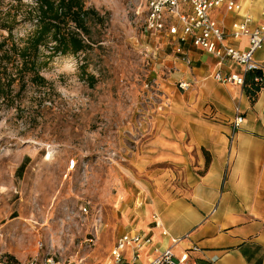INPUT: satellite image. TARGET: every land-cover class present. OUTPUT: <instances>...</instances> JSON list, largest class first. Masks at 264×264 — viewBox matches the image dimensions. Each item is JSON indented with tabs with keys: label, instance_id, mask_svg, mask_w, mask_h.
I'll use <instances>...</instances> for the list:
<instances>
[{
	"label": "rangeland",
	"instance_id": "374dc122",
	"mask_svg": "<svg viewBox=\"0 0 264 264\" xmlns=\"http://www.w3.org/2000/svg\"><path fill=\"white\" fill-rule=\"evenodd\" d=\"M84 1L103 18L92 50L48 59L47 88L28 87L20 107L0 110V264H103L124 234L128 194L152 183L141 159L166 102L167 37L147 30L145 0ZM43 92L45 107L26 123Z\"/></svg>",
	"mask_w": 264,
	"mask_h": 264
},
{
	"label": "crops",
	"instance_id": "0c3cea01",
	"mask_svg": "<svg viewBox=\"0 0 264 264\" xmlns=\"http://www.w3.org/2000/svg\"><path fill=\"white\" fill-rule=\"evenodd\" d=\"M240 4L239 12L220 7L211 15L227 32L243 15L250 26L264 22V0ZM159 34L169 43L163 63L170 72L166 102L146 127L152 138L141 169L152 183L138 182L135 200L124 191L133 201L124 206V234L151 237L140 250L144 263L170 248L175 256L187 251L186 264H264V43L254 54L262 85L251 99L245 86L213 77L241 73L238 64L219 65L190 38ZM247 40L232 44L244 49ZM236 109L243 122L233 131Z\"/></svg>",
	"mask_w": 264,
	"mask_h": 264
},
{
	"label": "trees",
	"instance_id": "16d2710c",
	"mask_svg": "<svg viewBox=\"0 0 264 264\" xmlns=\"http://www.w3.org/2000/svg\"><path fill=\"white\" fill-rule=\"evenodd\" d=\"M102 23V16L84 0H0V110L2 106L6 110L20 107L28 87L47 88L40 67L48 59L57 55L85 57L96 43L92 26ZM22 25L29 27L16 37L14 30ZM80 67L85 71V65ZM255 76L262 77L261 72L245 75V93L251 99L262 85ZM87 79L94 81L93 76ZM46 95L39 94L30 105L26 123L37 121Z\"/></svg>",
	"mask_w": 264,
	"mask_h": 264
},
{
	"label": "built area",
	"instance_id": "2783aa9c",
	"mask_svg": "<svg viewBox=\"0 0 264 264\" xmlns=\"http://www.w3.org/2000/svg\"><path fill=\"white\" fill-rule=\"evenodd\" d=\"M147 15L145 25L147 30L154 33L166 31L170 35H177L180 41L188 38L194 46L199 47L217 59V64L230 60L238 64L241 73L221 74L215 72L213 77L218 82L233 83L244 86L245 75L252 71H262L261 66L254 58V54L264 43V22L250 26L251 17L243 15L231 23L227 32L212 17L214 9L224 7L229 12H239L240 0H145ZM264 19V11L261 13ZM241 36H247V45L239 49L232 44ZM256 82L262 81L261 76H255ZM187 84L178 83L179 88ZM243 122V116L236 109L233 120V131L237 130ZM77 165L75 159L68 162V170ZM177 241V239H173ZM151 243V237L139 233L121 234L114 242L103 264H186L188 252L184 251L175 256L170 248H165L147 262H142L140 250ZM194 250L197 249L193 246ZM130 250L126 256V251ZM26 264H40L30 260ZM45 264H53L51 259H46Z\"/></svg>",
	"mask_w": 264,
	"mask_h": 264
},
{
	"label": "bare ground",
	"instance_id": "6f19581e",
	"mask_svg": "<svg viewBox=\"0 0 264 264\" xmlns=\"http://www.w3.org/2000/svg\"><path fill=\"white\" fill-rule=\"evenodd\" d=\"M47 158H49V154H47V155L45 156V159H47Z\"/></svg>",
	"mask_w": 264,
	"mask_h": 264
}]
</instances>
